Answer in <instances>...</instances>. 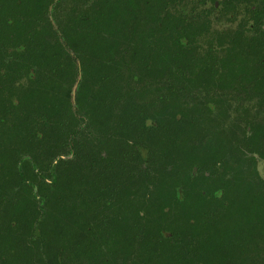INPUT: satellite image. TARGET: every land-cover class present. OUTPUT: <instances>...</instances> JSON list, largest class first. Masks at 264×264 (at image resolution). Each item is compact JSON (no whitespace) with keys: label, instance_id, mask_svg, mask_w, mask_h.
<instances>
[{"label":"trees","instance_id":"trees-1","mask_svg":"<svg viewBox=\"0 0 264 264\" xmlns=\"http://www.w3.org/2000/svg\"><path fill=\"white\" fill-rule=\"evenodd\" d=\"M261 164L264 0H0V264H264Z\"/></svg>","mask_w":264,"mask_h":264},{"label":"water","instance_id":"water-1","mask_svg":"<svg viewBox=\"0 0 264 264\" xmlns=\"http://www.w3.org/2000/svg\"><path fill=\"white\" fill-rule=\"evenodd\" d=\"M51 10H53V8H51ZM51 19H52V22H53V25L55 26V28L58 29L57 24L54 22L53 18H51ZM75 90H77V86L75 87Z\"/></svg>","mask_w":264,"mask_h":264},{"label":"rangeland","instance_id":"rangeland-1","mask_svg":"<svg viewBox=\"0 0 264 264\" xmlns=\"http://www.w3.org/2000/svg\"><path fill=\"white\" fill-rule=\"evenodd\" d=\"M260 170L264 174V168H263V165L262 164L260 165Z\"/></svg>","mask_w":264,"mask_h":264}]
</instances>
